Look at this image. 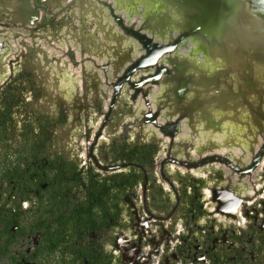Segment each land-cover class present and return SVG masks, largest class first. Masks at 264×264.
Masks as SVG:
<instances>
[{
  "label": "flooded vegetation",
  "instance_id": "af4514ba",
  "mask_svg": "<svg viewBox=\"0 0 264 264\" xmlns=\"http://www.w3.org/2000/svg\"><path fill=\"white\" fill-rule=\"evenodd\" d=\"M121 9L0 0V264H264L263 96Z\"/></svg>",
  "mask_w": 264,
  "mask_h": 264
},
{
  "label": "water",
  "instance_id": "95a60500",
  "mask_svg": "<svg viewBox=\"0 0 264 264\" xmlns=\"http://www.w3.org/2000/svg\"><path fill=\"white\" fill-rule=\"evenodd\" d=\"M114 2L141 25L152 30L172 27L189 40L179 53L201 76L212 74L215 82L232 83L233 77L246 78V91L260 92L264 99V0Z\"/></svg>",
  "mask_w": 264,
  "mask_h": 264
}]
</instances>
